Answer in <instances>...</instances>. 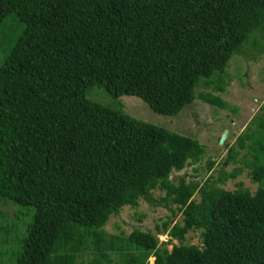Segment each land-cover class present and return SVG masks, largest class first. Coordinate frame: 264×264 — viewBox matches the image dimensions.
I'll return each instance as SVG.
<instances>
[{
    "label": "trees",
    "instance_id": "obj_1",
    "mask_svg": "<svg viewBox=\"0 0 264 264\" xmlns=\"http://www.w3.org/2000/svg\"><path fill=\"white\" fill-rule=\"evenodd\" d=\"M10 14L19 31L4 27ZM257 28L263 38L264 0H0V197L33 208L15 264H72L80 250L101 251L96 230L126 205L154 202L156 189L182 219L158 229L180 242L171 250L151 231L127 235L150 264H264V114L227 153L241 154L259 184L251 193L216 184L241 167L202 185L173 180L204 144L87 97L101 86L175 115L200 84L223 89L231 56ZM191 230L201 247L184 242ZM135 262L134 252L115 264Z\"/></svg>",
    "mask_w": 264,
    "mask_h": 264
},
{
    "label": "rangeland",
    "instance_id": "obj_2",
    "mask_svg": "<svg viewBox=\"0 0 264 264\" xmlns=\"http://www.w3.org/2000/svg\"><path fill=\"white\" fill-rule=\"evenodd\" d=\"M4 27H16L19 31L22 24L15 15L10 14L4 21ZM261 35V30L255 29L242 43L240 52L231 56L225 68L222 90L216 89V85L200 84L195 89L194 100L175 115L158 114L144 100L134 95L110 96L101 86L89 87L87 97L121 109L133 118L195 138L204 144V155L182 170L172 171L170 177L173 180L183 177L188 181H199L202 185L207 179L218 180L241 167L237 177L229 178L224 183L217 181L216 184L229 190L242 187L254 193L259 184L251 180L241 154L236 161H231L227 159V153L229 146L246 129L251 119L256 114H264V37L261 38ZM4 47L0 43V49ZM3 54L0 51V62ZM152 196V203L141 199L137 206L126 205L118 214L112 215L102 229L96 230L102 237V250H80L72 264H92L95 259L105 264L121 263L134 252L143 264L152 263L154 256L151 253L145 259L143 251L134 250L126 241L127 235L136 228L156 234L159 242L170 240L166 244L168 250L178 245L180 242L177 239L165 232H157L163 229L166 221H170V227L176 221H181V214L176 212L174 205L169 208L160 201L164 196L163 191L156 189ZM193 197L199 199L197 193ZM32 214V207L0 197V264H15L21 249V238L26 234V224L31 222ZM89 238L92 239V236ZM184 242L201 247L200 231H189Z\"/></svg>",
    "mask_w": 264,
    "mask_h": 264
}]
</instances>
